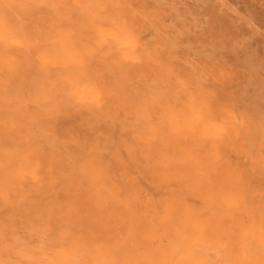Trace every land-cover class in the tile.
<instances>
[{
    "label": "rangeland",
    "instance_id": "374dc122",
    "mask_svg": "<svg viewBox=\"0 0 264 264\" xmlns=\"http://www.w3.org/2000/svg\"><path fill=\"white\" fill-rule=\"evenodd\" d=\"M108 1L104 19L78 0H41L22 15L10 9L34 58L20 93L0 76V134L31 180L29 199L19 208L15 201L10 216L0 211L4 235L25 240L16 226L29 210L48 233L60 226L78 236L66 220L101 197L103 184L133 212L149 207L165 224L186 206L210 218L229 264H237L244 227L246 264H264V0ZM80 85L93 101L79 96ZM197 94L219 127L215 159L167 119ZM231 172L244 190L226 183Z\"/></svg>",
    "mask_w": 264,
    "mask_h": 264
},
{
    "label": "bare ground",
    "instance_id": "6f19581e",
    "mask_svg": "<svg viewBox=\"0 0 264 264\" xmlns=\"http://www.w3.org/2000/svg\"><path fill=\"white\" fill-rule=\"evenodd\" d=\"M78 1L83 8H95L103 19L105 13L109 10L112 12L108 0ZM40 2L41 0H0V76L8 89L22 90L19 78L27 72L28 61L34 58L25 56L32 38L24 25L14 20L10 9L22 15L32 5L38 7ZM55 24L57 27L62 25L59 21H55ZM34 34L35 28L31 27V35ZM120 43L129 44L125 38ZM140 45L141 39L137 38L135 46ZM26 88L33 92L31 86ZM77 90L79 96L87 98V101L92 100L88 98L91 89L80 85ZM2 94L0 106L5 101ZM224 118L229 120L230 116L226 115ZM167 119L172 124L175 135L185 137L189 142L202 141L207 146L208 156L216 158L221 139L218 136L219 127L206 98L194 95L184 104L178 116ZM259 126V129H263L262 125ZM257 128L258 126L255 130ZM233 130L237 134V128L234 127ZM255 136L257 140V134ZM65 148L64 153L70 154V150ZM24 165L25 163L21 164L13 143L6 141L0 134V211L5 215L13 213L15 201L18 207L25 199H29L27 193L31 177L24 170ZM226 183L243 190L246 187L238 175L232 172L228 173ZM99 186L102 199L93 194L92 202L82 215L66 220L67 223L78 226V236L69 234V231L60 226L48 233L29 210H24L23 221L16 227L27 237L25 240L12 238L4 235L7 220L0 219V264H229L223 256L226 241L213 231L210 218L186 206L179 215L167 220L165 224L153 216L151 208L142 206L138 212H133L128 202L119 200L120 193L113 194V190L111 192L105 188L106 185ZM59 216L57 212L54 215L57 219ZM237 235V264H246L252 256L248 240L251 235L244 227L238 230ZM256 241L259 242V239ZM122 251L124 253L121 255Z\"/></svg>",
    "mask_w": 264,
    "mask_h": 264
}]
</instances>
